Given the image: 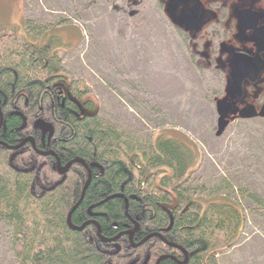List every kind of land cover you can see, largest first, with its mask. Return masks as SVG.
I'll return each instance as SVG.
<instances>
[{"label": "trees", "instance_id": "obj_1", "mask_svg": "<svg viewBox=\"0 0 264 264\" xmlns=\"http://www.w3.org/2000/svg\"><path fill=\"white\" fill-rule=\"evenodd\" d=\"M60 51L51 44L28 42L15 26L0 27V102L4 114L8 109L5 118L9 145L20 144L25 136V131H16L23 125V118L8 115L11 106L16 105L14 111L26 118L28 115L32 122L43 90L68 79L62 73ZM71 87L82 94L92 91L81 79ZM87 106L95 108L93 102ZM72 108L77 107L67 104L65 114ZM65 117L71 122L67 134L73 135L60 148L57 145L65 161L98 163L104 167V174L93 177L82 199L88 178L82 163L74 164L60 185L51 183L55 177L51 166L42 167L43 173H39L40 157L32 148H24L13 159L16 167H34L30 172L12 168L8 156L0 159V218L14 225L18 264H130L143 261L146 255L151 256L148 264H157L164 255L176 259L165 258L160 264H182L184 253L171 244L187 251L186 264H218L217 254L238 242L244 224L242 209L233 202L203 203L192 198L186 187L199 162L193 160L201 155L195 144L193 153L179 139L160 135L153 141L152 151L137 153L127 148L119 133L98 116ZM42 185L51 186L42 189ZM80 200L72 215L73 224L82 226L90 220L88 209L93 206L103 237L111 239L124 233L115 241L120 251L99 237L95 225L89 224L81 231L69 226V213ZM140 223L142 229L132 243L126 232ZM153 233H161L168 243L153 237L143 246L134 247Z\"/></svg>", "mask_w": 264, "mask_h": 264}, {"label": "rangeland", "instance_id": "obj_2", "mask_svg": "<svg viewBox=\"0 0 264 264\" xmlns=\"http://www.w3.org/2000/svg\"><path fill=\"white\" fill-rule=\"evenodd\" d=\"M119 5L0 0V27L61 50L62 73L91 87L98 118L130 150L152 151L160 135L193 153L195 144L201 155L186 183L191 197L233 202L244 214L238 242L217 254L218 264H264V119L235 121L217 136L221 75L192 64L163 16L153 11L126 23ZM13 232L0 218V264H18Z\"/></svg>", "mask_w": 264, "mask_h": 264}, {"label": "flooded vegetation", "instance_id": "obj_3", "mask_svg": "<svg viewBox=\"0 0 264 264\" xmlns=\"http://www.w3.org/2000/svg\"><path fill=\"white\" fill-rule=\"evenodd\" d=\"M117 2L120 4L122 18L125 19L126 23L130 21L138 22L142 14L145 13L147 15L153 11L163 16L168 23L169 29H172L170 36L174 37L175 40L179 39L180 49L188 55L192 64L204 71L221 75L223 93L220 99L228 97L229 102H233L231 108L233 112L228 118H234V120L231 121L230 125L238 120L264 119V0H117ZM237 56L246 58L250 62L249 69L252 70L242 78L240 91L229 96L227 85L231 71L233 70L232 60L235 57L237 58ZM76 80L68 76L67 80L59 82L55 88H45L38 111L33 114L32 122L27 115V127L22 130L25 131L23 140L27 137L34 138L38 151L32 146L31 142L27 143L20 150L9 148L12 145L8 143V118H5L8 109L6 110V114H4L0 102V159L8 156L10 166L15 169L16 165L13 159H17L23 153L24 148L25 150L32 148L40 157L37 167L40 170L39 173H43L41 168L46 165L51 166L54 170L55 177L51 182L52 184L59 183L65 176L62 182L64 183L73 165L82 163L88 175L83 185L82 197L90 176V183L93 177H102L104 167L100 164L93 166L94 162L89 164L86 162H75L65 175L62 176L59 173L58 164L66 168L72 162L70 160L66 162L67 158H64L62 152L57 149V145L60 148L65 141L73 136L71 133V135L67 134V126L71 125V122L65 116L70 114L77 117H83L87 114L98 116L97 104L89 97L93 95L92 91L87 94L77 92L71 87L72 83ZM90 102L95 104L94 109L87 106ZM69 103H73L77 108H72L68 111L69 114H65V109ZM11 107L12 109L8 112V115L17 116L13 109L16 108V105L13 104ZM216 111L218 114L217 104ZM242 114L256 115L251 118L242 119L240 118ZM39 120H44L53 125L54 131L52 134L51 130H44L36 125ZM73 132H75L74 129ZM17 168L19 167L17 166ZM23 169H27L30 172L34 167ZM49 186L51 185H42L41 188L48 189ZM92 207L88 209V215L91 218L88 221L97 223L95 221L97 220V213L93 211L94 207ZM100 214L103 216L105 212ZM91 224L97 226L94 223ZM115 227L117 228V226ZM141 229L142 225L140 223L139 229L136 230L134 235L141 231ZM160 239L168 243L166 238V241L162 238ZM104 241L112 242L116 246L115 241ZM147 241L142 245L134 247L139 248L147 243ZM130 242L133 243L132 240ZM175 248L181 250L186 257L184 249ZM146 256L143 261H137L135 264H143L148 257L149 263L151 256Z\"/></svg>", "mask_w": 264, "mask_h": 264}, {"label": "water", "instance_id": "obj_4", "mask_svg": "<svg viewBox=\"0 0 264 264\" xmlns=\"http://www.w3.org/2000/svg\"><path fill=\"white\" fill-rule=\"evenodd\" d=\"M240 57L241 56H239V57L237 56V58L235 57L234 60H232L233 70L231 71V74H230V77H229V80H228V85H227V92H228V95L229 96H231L234 93H238V91H240L242 78L248 72H250L252 70V69H249V63L250 62H248V60H246V58H243V57L240 58ZM232 103L233 102H229L228 97H226L224 99H219L217 101V103H216L217 104L218 115H219V118H218V129H217V132H216L217 136L222 135L226 131V129L228 128V126L230 125L231 121L234 120V118L233 119H229L228 118L229 115L232 114V112H233L232 109H231L232 106H233ZM16 114L23 117V125L21 127H19L18 129H16V131H22V130H24L27 127V118H26V116L22 112L17 111ZM255 115L256 114H248V115L242 114L240 116V118L246 119V118L254 117ZM36 125L39 126V127H41L44 130H51V134L54 131L53 125L51 123H48V122L44 121V120H39L36 123ZM29 142H31L32 143V146L37 150L36 142H35L34 138H32V137H27L20 144H18L16 146H11L9 148L12 149V150H20L21 148H23ZM75 162H84V161L79 160V159H76V160L70 162L67 165L66 168H64V167H62V165L58 164L59 173L62 176L65 175L66 172L69 170V168ZM85 165L87 166V164H85ZM95 165H99V164L93 163V166H95ZM87 167H89V166H87ZM15 169L18 172H29V170H27V169H20V168H17V167H15ZM64 179H65V176L57 184H61L64 181ZM90 180H91V176H90L89 181L85 185V189H84V193L82 195V199H83V197L85 195V190L87 189V187H88V185L90 183ZM81 200L73 207V209L70 211L69 216H68V224H69V226L72 229H74V230H80L81 231V230H84L86 228V226H88L89 224L94 223L98 227V234H99V236L101 238H103L104 240H108V241H116V240H118L124 234V233H121L118 236H116L115 238L106 239L102 235L100 225L97 224L94 221H87L82 226H75L73 224V222H72V215L75 212V210L78 208L79 204L81 203ZM138 229H139V224H137L135 230L126 232V233H129L130 234V239L132 241H133L134 233ZM153 237H160V238H162V239L165 240V238L160 233H153V234H150L149 236H147L140 243L135 244V246L142 245L144 242H146L147 240H149L150 238H153ZM171 245L174 246V247L181 248L180 246H177V245H174V244H171ZM116 248L118 249L117 251H120V246L118 244H116ZM184 251H185V254H186V260L183 263L181 262L182 264H186L187 261H188V253H187L186 250H184ZM165 258L175 259L176 257L169 256V255H164V256L160 257V259L157 261V264H160L161 261L164 260ZM148 261H149V257L143 262V264H148ZM130 264H135V262H132Z\"/></svg>", "mask_w": 264, "mask_h": 264}, {"label": "crops", "instance_id": "obj_5", "mask_svg": "<svg viewBox=\"0 0 264 264\" xmlns=\"http://www.w3.org/2000/svg\"><path fill=\"white\" fill-rule=\"evenodd\" d=\"M23 3H24V0H23Z\"/></svg>", "mask_w": 264, "mask_h": 264}]
</instances>
